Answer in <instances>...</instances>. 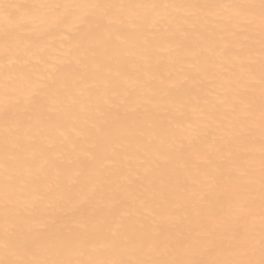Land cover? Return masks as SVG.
<instances>
[{
	"label": "bare ground",
	"instance_id": "obj_1",
	"mask_svg": "<svg viewBox=\"0 0 264 264\" xmlns=\"http://www.w3.org/2000/svg\"><path fill=\"white\" fill-rule=\"evenodd\" d=\"M0 264H264L262 0H0Z\"/></svg>",
	"mask_w": 264,
	"mask_h": 264
},
{
	"label": "snow or ice",
	"instance_id": "obj_2",
	"mask_svg": "<svg viewBox=\"0 0 264 264\" xmlns=\"http://www.w3.org/2000/svg\"><path fill=\"white\" fill-rule=\"evenodd\" d=\"M262 5H264V0H262Z\"/></svg>",
	"mask_w": 264,
	"mask_h": 264
}]
</instances>
